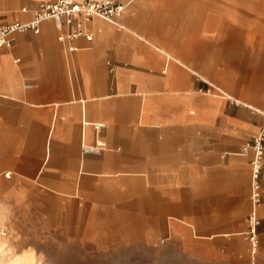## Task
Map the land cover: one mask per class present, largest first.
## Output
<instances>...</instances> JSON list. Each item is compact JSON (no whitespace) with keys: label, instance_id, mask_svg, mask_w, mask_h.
Returning <instances> with one entry per match:
<instances>
[{"label":"crops","instance_id":"crops-1","mask_svg":"<svg viewBox=\"0 0 264 264\" xmlns=\"http://www.w3.org/2000/svg\"><path fill=\"white\" fill-rule=\"evenodd\" d=\"M44 1L0 0V24ZM118 2L115 23L83 21L91 39L58 40L76 16L0 48V175L43 178L62 214L89 217L83 231L115 216L127 233L139 217L145 239L167 224L191 255L238 256L229 241L246 233L253 157L240 149L264 123L250 115L264 112V0ZM206 83L221 96L200 93ZM259 184L263 224L264 154Z\"/></svg>","mask_w":264,"mask_h":264},{"label":"rangeland","instance_id":"rangeland-1","mask_svg":"<svg viewBox=\"0 0 264 264\" xmlns=\"http://www.w3.org/2000/svg\"><path fill=\"white\" fill-rule=\"evenodd\" d=\"M211 89L217 93L214 95L219 93L218 96H221L220 91L208 83L198 91L212 94ZM250 115L264 118V112ZM42 179L35 187L28 184L24 177L15 182L13 177L0 175V264H264V223L259 221V205L255 209L258 223L254 253H251L253 248L247 235V219L252 210L251 187L246 233L240 236L239 241H229L234 250L238 247L241 252L234 257L221 256L219 246L215 250L218 254L212 257L210 254L206 259L204 254H190L188 240H174L171 234L169 236L170 227L167 224L165 233L158 238H143V225L134 222L140 220L139 217L131 219L133 221L128 224L127 233L118 230L124 225L115 223V216L96 217L97 221L101 220L95 225L101 227L98 232L83 231L87 226L94 227L82 224L89 217L78 216L76 210L71 214L72 209L67 215L66 208L63 215L60 201L48 198ZM100 218H111L114 222L103 223Z\"/></svg>","mask_w":264,"mask_h":264},{"label":"built area","instance_id":"built-area-1","mask_svg":"<svg viewBox=\"0 0 264 264\" xmlns=\"http://www.w3.org/2000/svg\"><path fill=\"white\" fill-rule=\"evenodd\" d=\"M123 4L118 0H47L41 3L33 10V16L30 20L24 22H13L9 24H0V48L11 46V37L15 32L39 31V25L42 21L53 20L57 25L65 23L71 25L76 16L81 17L80 21L74 24V28L60 35V42H72L79 36H85L91 39V36L82 29L83 21L89 20L91 17L97 16L107 21L115 23V16L123 9ZM23 12L26 8L21 9ZM68 51H75V45H67ZM100 124H95V129L100 128ZM264 124L259 133L247 141L240 149L241 153H246L249 149L253 150V157L250 160L251 167V201L252 210L248 216L249 227L247 235L252 245V251L257 244L256 225L258 219L255 216V209L261 202V191L259 178L261 175V160L264 154ZM100 145L95 147H85V151H98ZM8 172L4 173V177H9Z\"/></svg>","mask_w":264,"mask_h":264},{"label":"bare ground","instance_id":"bare-ground-1","mask_svg":"<svg viewBox=\"0 0 264 264\" xmlns=\"http://www.w3.org/2000/svg\"><path fill=\"white\" fill-rule=\"evenodd\" d=\"M255 252V251H254ZM252 250H251V253H254Z\"/></svg>","mask_w":264,"mask_h":264}]
</instances>
